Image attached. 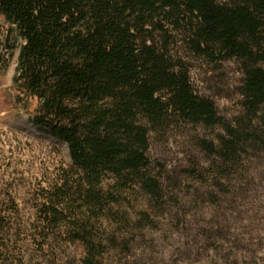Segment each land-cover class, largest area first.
<instances>
[{"label":"trees","instance_id":"16d2710c","mask_svg":"<svg viewBox=\"0 0 264 264\" xmlns=\"http://www.w3.org/2000/svg\"><path fill=\"white\" fill-rule=\"evenodd\" d=\"M0 13L24 41L15 82L40 102L33 125L69 149L70 168L43 191L39 210L48 224L75 198L92 212L110 210L116 223L132 222L120 207L133 186L163 206L164 186L147 153L150 137L175 122L222 127L216 141H199L213 181L202 196L218 212L237 195L231 176L246 155L264 150V0H0ZM171 26L195 56L241 64L246 116L224 122L214 102L196 93L187 64L170 55ZM5 58L0 50V73ZM220 223L207 240L221 233ZM119 237L111 238L115 253ZM87 242L83 264H114L98 260ZM206 250L212 256L201 264H244L231 260L233 248L222 255L214 242Z\"/></svg>","mask_w":264,"mask_h":264},{"label":"rangeland","instance_id":"374dc122","mask_svg":"<svg viewBox=\"0 0 264 264\" xmlns=\"http://www.w3.org/2000/svg\"><path fill=\"white\" fill-rule=\"evenodd\" d=\"M167 34L170 55L187 64L194 90L214 102L218 116L228 123L246 116L241 64L195 56L181 30L171 26ZM23 45L17 27L0 13V50L7 60L0 73V264H83L89 251L87 236L98 260L106 263L201 264L212 256L206 247L216 242L223 246L222 255L233 248L231 260L264 264V150L244 157L239 172L231 176L237 195L218 212L202 196L213 181L211 158L199 141H216L223 134L220 125L205 128L175 122L167 132L150 137L147 155L152 173L164 186L163 206L155 207L133 186L122 194L120 207L132 222L116 223L110 210L92 212L75 198L61 216L49 215L48 224L39 210L43 191L59 171L70 168L71 158L64 143L41 137L48 135L32 123L40 102L15 82ZM191 170L195 173H188ZM142 212L149 219L142 215V220ZM218 219L221 233L215 241L207 240ZM113 234L120 236L116 253Z\"/></svg>","mask_w":264,"mask_h":264},{"label":"bare ground","instance_id":"6f19581e","mask_svg":"<svg viewBox=\"0 0 264 264\" xmlns=\"http://www.w3.org/2000/svg\"><path fill=\"white\" fill-rule=\"evenodd\" d=\"M29 130H30V132H32L33 130H32V128L31 127H29L28 128ZM34 132V131H33ZM41 137H43L42 135H40ZM46 138V137H45ZM46 139H50V140H52L53 142H54V139L53 138H51V137H47Z\"/></svg>","mask_w":264,"mask_h":264},{"label":"water","instance_id":"95a60500","mask_svg":"<svg viewBox=\"0 0 264 264\" xmlns=\"http://www.w3.org/2000/svg\"><path fill=\"white\" fill-rule=\"evenodd\" d=\"M27 130L30 131L29 129H27ZM33 131H34V130H33ZM33 131H32V132H33ZM34 132H35V131H34ZM43 137H44V138H45V137L47 138V137H50V136H43ZM53 139H54V138H53ZM54 142H55V143H60L59 141H57V140H55V139H54Z\"/></svg>","mask_w":264,"mask_h":264}]
</instances>
